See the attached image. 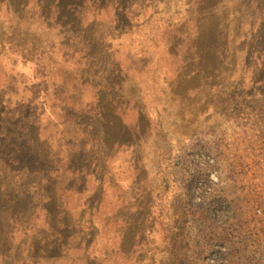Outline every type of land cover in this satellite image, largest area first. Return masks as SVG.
<instances>
[{
  "label": "rangeland",
  "instance_id": "374dc122",
  "mask_svg": "<svg viewBox=\"0 0 264 264\" xmlns=\"http://www.w3.org/2000/svg\"><path fill=\"white\" fill-rule=\"evenodd\" d=\"M169 1L0 0V264H264V0Z\"/></svg>",
  "mask_w": 264,
  "mask_h": 264
},
{
  "label": "trees",
  "instance_id": "16d2710c",
  "mask_svg": "<svg viewBox=\"0 0 264 264\" xmlns=\"http://www.w3.org/2000/svg\"><path fill=\"white\" fill-rule=\"evenodd\" d=\"M190 2V0H180V8H185L187 4ZM178 4V0L175 1H169L168 9L170 10V13L167 14V19L171 20L173 13L176 11V7ZM179 8V9H180ZM163 20H166L164 18V15L161 17L158 16L157 13H154V15L149 19V21L144 25V29L141 31V35L146 37L148 40H150V43L153 45V47L156 48L155 44H158V42L155 40V35H157V31L159 30V26L161 25V22ZM140 33V32H139ZM139 42H141L139 39H137ZM138 42V43H139Z\"/></svg>",
  "mask_w": 264,
  "mask_h": 264
}]
</instances>
